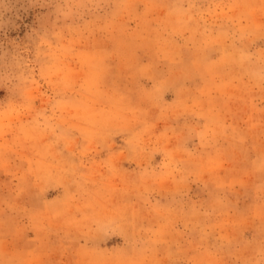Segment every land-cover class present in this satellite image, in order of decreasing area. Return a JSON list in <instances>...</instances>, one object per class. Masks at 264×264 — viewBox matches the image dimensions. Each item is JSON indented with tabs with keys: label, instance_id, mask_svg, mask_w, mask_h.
Wrapping results in <instances>:
<instances>
[{
	"label": "rangeland",
	"instance_id": "rangeland-1",
	"mask_svg": "<svg viewBox=\"0 0 264 264\" xmlns=\"http://www.w3.org/2000/svg\"><path fill=\"white\" fill-rule=\"evenodd\" d=\"M0 264H264V0H0Z\"/></svg>",
	"mask_w": 264,
	"mask_h": 264
}]
</instances>
